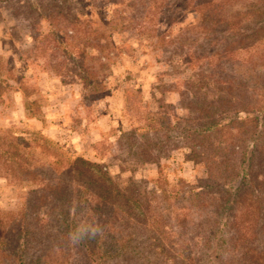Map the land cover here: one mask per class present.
Wrapping results in <instances>:
<instances>
[{"label":"trees","instance_id":"16d2710c","mask_svg":"<svg viewBox=\"0 0 264 264\" xmlns=\"http://www.w3.org/2000/svg\"><path fill=\"white\" fill-rule=\"evenodd\" d=\"M7 1L34 30V56L58 75L78 74L85 101L107 90L99 76L109 66L110 32L79 16L76 0ZM92 1L125 10L157 47L185 58L195 75L176 89L188 115L144 109L129 129L113 128L119 158L157 165L146 193L100 163L62 156L44 133L0 134L3 176L30 185L17 209L0 210V264H264V1ZM191 13L199 20L182 24ZM3 87L39 118L40 88L0 54V101ZM181 148L204 168L195 184H171L163 170L162 158ZM82 218L103 233L73 245L68 233Z\"/></svg>","mask_w":264,"mask_h":264},{"label":"rangeland","instance_id":"374dc122","mask_svg":"<svg viewBox=\"0 0 264 264\" xmlns=\"http://www.w3.org/2000/svg\"><path fill=\"white\" fill-rule=\"evenodd\" d=\"M76 2L75 12L79 16L110 32L109 66L99 76L107 90L85 101L78 74L58 75L44 59L34 56L30 52L34 37L30 22L14 12L7 0H0V54L9 67H14L40 88V93L33 97H38L34 105L42 104L37 108L39 118L28 117L18 91L3 87L0 134L9 137L13 132L29 137L36 132L44 133L61 146L62 156H80L100 163L118 182L136 181L142 193H146L149 182L157 177V165L125 162L119 158L123 151L116 146L118 131L114 130L129 129L130 116L144 109L165 110L173 120L187 116L176 88L181 80H192L195 73L186 66L185 58L172 48L166 51L165 47H157V37L150 35L151 31L131 24L125 10L117 15L113 13L115 6L110 3ZM197 20L196 13L187 14L182 24ZM159 27L165 28L164 23ZM178 31L179 27L175 33ZM206 91L209 97L217 93L212 85L207 86ZM127 101L132 107L125 113ZM186 153L187 150L181 148L162 158L163 170L171 184L179 177L195 184L204 176V168L187 160ZM2 168L0 166V210H14L30 185L11 183L3 176Z\"/></svg>","mask_w":264,"mask_h":264},{"label":"clouds","instance_id":"9594fccd","mask_svg":"<svg viewBox=\"0 0 264 264\" xmlns=\"http://www.w3.org/2000/svg\"><path fill=\"white\" fill-rule=\"evenodd\" d=\"M103 233V227L95 219H79L75 227L68 233V240L78 245L85 239H96Z\"/></svg>","mask_w":264,"mask_h":264}]
</instances>
